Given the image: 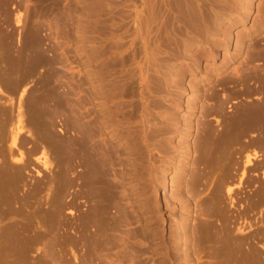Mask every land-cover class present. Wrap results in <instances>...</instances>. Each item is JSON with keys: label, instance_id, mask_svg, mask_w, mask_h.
Segmentation results:
<instances>
[{"label": "rangeland", "instance_id": "rangeland-1", "mask_svg": "<svg viewBox=\"0 0 264 264\" xmlns=\"http://www.w3.org/2000/svg\"><path fill=\"white\" fill-rule=\"evenodd\" d=\"M85 1L0 0V264H264V125L247 119L240 134L228 133L226 146L217 142L239 111L262 107L257 83L228 77L244 75L247 67L256 71L261 61L246 64V52L264 33L198 86L202 95L195 99L190 149L173 166L174 205L160 209L151 165L147 169L144 160L159 170L169 159L171 77L150 78L144 101L136 63L103 56V82L115 80L116 100H122L120 123L114 120L97 88L96 63H87L83 52ZM100 15L96 41L98 32L119 24L115 11L111 18ZM165 40L160 43L169 48ZM165 58L174 61L170 54ZM122 128L137 133L132 137L140 140L139 149H131ZM207 134L213 137L211 162L202 157ZM73 173L78 196L71 207ZM78 178L84 183L79 189Z\"/></svg>", "mask_w": 264, "mask_h": 264}, {"label": "bare ground", "instance_id": "bare-ground-1", "mask_svg": "<svg viewBox=\"0 0 264 264\" xmlns=\"http://www.w3.org/2000/svg\"><path fill=\"white\" fill-rule=\"evenodd\" d=\"M85 2L86 3H84V8L86 6L87 7L84 14L85 20L83 25V52L86 55L87 63L89 64H92L93 62L96 63V67H97L96 72L99 80L97 88L101 93V95L103 96V100L106 102L104 104H108L109 107H111L110 108L111 112L113 115H115L113 116L115 117L114 120L119 122L120 118L118 119L117 116L119 114V111L122 112L121 110L122 100H116V95L118 94L115 95V93L118 92V91L116 92V89L118 88V84H115V80L106 81L105 83L103 82V79L101 77L103 73L102 71L103 56L120 55L119 57H123V58L126 57L128 61H131L133 66L134 63H136V68L139 72L138 75L139 81L144 86L143 88L140 87L138 88V94L140 98H144V101H146L145 93H146V89H148L147 88L148 83L153 77L159 74H161L163 78H168V75L169 77H171V79H169V82L173 90V94L170 100L172 107L168 111V116L172 123L171 124L172 134L165 139L167 140L166 143H168V146H170V153L168 157L169 159L168 162L165 163L163 167L159 170L156 169V165H154L155 163L154 164L150 163V161L146 160L147 158L144 160V164L145 161H147L146 164L147 169L150 168L151 165V168L149 169L150 170L149 175H151L152 177L150 176L149 178H153L154 188H156V191H158V198L160 197L159 208L167 210L169 205L172 206L174 205V201L172 198L173 195L170 190V187L174 182V175H175L173 166L174 164H179L181 162L180 155L182 154V152L189 151L190 149V145L186 143V140L191 135L192 129H194L195 127L194 122L192 121L193 113L196 110L195 99L199 98L202 95L200 94L198 86L201 83L207 82L211 77V75L216 74L215 71L221 72L225 70L227 66L238 57V55H241L243 53V50L245 49V45L247 44V42H249V40L264 33V0H110V1L86 0ZM107 3H109L111 6L108 5ZM107 6L110 7L109 8L110 10L111 7L113 6L112 11H115L118 14L119 20L116 21H119V24L117 25L114 24L115 27H117V31L115 30L116 29L115 27L111 26L113 25L112 22L115 21L113 19L111 24L109 25L112 28L106 25L109 27L107 30L106 29L107 27L106 26L104 27L107 31L103 29V26L102 28L100 27L102 25V23H100L99 24L100 26L98 25L97 27H100L104 31L99 33L98 30L97 31L98 33L97 34L95 33L96 35H99L97 36V38L98 37L100 38L98 41H96L94 36V31L96 32V30L99 29L97 28L95 30L96 18L98 17L99 14L104 15L105 13L106 14L104 15L105 17L108 16V13L112 12V11L107 12L108 10ZM110 15L108 17H110ZM114 15L112 14V16ZM102 17L100 15L99 18L102 19ZM108 17L105 18L107 19ZM115 17L117 18V16ZM98 20L97 23H99ZM113 28L116 32L112 31ZM162 39L163 40L166 39L165 40L166 42L168 41L170 45L169 48H166L167 46L163 47L164 45L162 46V44L160 43ZM260 41H263V43L260 44ZM95 42H98L97 44L99 45L96 46ZM103 43H109L107 48L103 46ZM172 48H176V50L184 53V55L179 56L175 54L177 51L168 50ZM137 52L139 55V60L136 61ZM247 52L245 57L246 64L252 63V61L258 59L261 61V63L259 64L260 66L256 69L255 72L253 71L252 68L253 66L247 67L248 71L245 72L244 75L238 77L235 75L233 77L230 76L228 78L233 82L236 83L242 82L247 86H250V82L252 81L257 83L258 86L257 90L259 89L260 90L259 92L261 93L262 107L260 106L254 112L253 111L246 112L243 110L239 111L236 117L234 118L232 124H230L229 128L221 132L220 136H218L220 138H218L219 141L217 142L220 145H221L220 140L221 142H223L222 143L223 145L225 144L227 135L228 137L230 136V134L231 136H236L234 135V133L236 132L237 135L240 134L243 130L244 125L245 126L248 125L245 123V120L247 119L254 118L251 121L253 124L255 123V124L264 125V35L259 39H255L250 44L249 53ZM168 54L173 56L174 61L171 63L168 62L167 58H165V55ZM228 78L226 79L228 80ZM131 80L134 83L133 76H131ZM137 85H139V82ZM211 96L218 101V106L222 104V102L219 100L218 93L214 92ZM145 106L148 105H144V107ZM144 107H140V108H142L143 110ZM218 109L221 110L220 107ZM138 112L136 113L138 114ZM19 113L22 114L21 111ZM148 114L151 113L149 112ZM142 118L144 119V117H141V119ZM135 123L136 122H134V124ZM137 124L139 125L140 123ZM137 124L133 126V128L136 130L138 129ZM250 124L251 123H249V125ZM135 126L137 127L135 128ZM128 129L122 128L121 130L120 129L119 130L123 132L124 139L125 137H127V139L129 140L127 142H129L130 147H132L131 149L137 150L139 149L138 147L140 145V140L139 142H137L138 140L135 141V139L133 138H135L136 136L132 137V135H134L135 132L132 131L134 134H131L130 129L129 130ZM139 131H141V129H138V131L136 132L138 133ZM142 131L144 130L142 129ZM230 132H234V133H230ZM210 138H213L212 134H207L205 138L202 140V145H201L202 151L204 152V155L202 157L203 159H206V161L209 162H211L210 145H209V142L211 141ZM14 139L15 138L12 139L13 145L15 144ZM76 139L78 140V138ZM141 143H143L142 140ZM225 146H223V149H225L224 148ZM73 147H75V145ZM71 149L73 148H69V150ZM72 154L74 156V152ZM221 157L225 159L224 155L222 156V154ZM253 157L254 155L252 154L251 156L246 158L247 165L251 163V159ZM223 158L221 159L223 160ZM98 159H100V157ZM43 163L45 164V161ZM136 166L137 167L139 166L140 168L139 170L143 169L140 167V165L136 164ZM134 169H136V167H134ZM137 172L139 171H136V173ZM82 174H84V172ZM87 176L91 177L90 174L89 175L87 174ZM92 176L95 177V173ZM73 178H74V173L72 174V176H70L69 179L70 183H72L71 187L69 186L71 188V189L69 188L70 189L69 195L71 194V196L70 198H68L71 207H73V204L75 205V202H77L75 201L76 200L75 198L76 196H78L77 192H76L77 193L76 196H74L75 193L74 182L76 181V179H74L75 180L74 181ZM87 179H89V177L84 179L86 180L84 181V183L86 182V184L88 181ZM80 180L81 181L79 182H81L82 184L83 179ZM93 180L95 181L94 178ZM92 181L89 180V183L90 182L93 183ZM84 183L82 184V186L78 185V187L77 186L76 187L78 189L79 187L82 188L84 186ZM95 187L97 189V186ZM86 190L88 192V189H85L84 192ZM82 194L84 193L82 192ZM103 204L104 203H102L101 206H103ZM71 212H73V209H71ZM99 219L101 221L100 216ZM168 228L170 229L171 227L167 226V229ZM206 229L209 230V228Z\"/></svg>", "mask_w": 264, "mask_h": 264}]
</instances>
